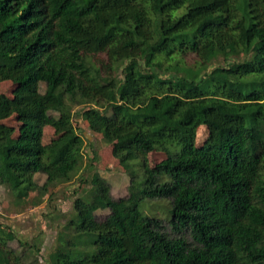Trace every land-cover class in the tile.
<instances>
[{
  "label": "trees",
  "instance_id": "trees-1",
  "mask_svg": "<svg viewBox=\"0 0 264 264\" xmlns=\"http://www.w3.org/2000/svg\"><path fill=\"white\" fill-rule=\"evenodd\" d=\"M0 79L15 85L0 92V185L38 206L88 171L50 264H264V0H0ZM78 107L132 174L127 197L95 150L85 164ZM154 198L170 199L172 228L192 242L142 212ZM16 238L0 226V264L38 263L24 259L40 248L13 249Z\"/></svg>",
  "mask_w": 264,
  "mask_h": 264
},
{
  "label": "rangeland",
  "instance_id": "rangeland-1",
  "mask_svg": "<svg viewBox=\"0 0 264 264\" xmlns=\"http://www.w3.org/2000/svg\"><path fill=\"white\" fill-rule=\"evenodd\" d=\"M99 59L106 60L105 54H99ZM196 57L189 55L187 62L189 65L194 64ZM221 63V62H218ZM46 89L45 84H41L40 91L44 92ZM15 91V85L10 80L0 79V92L9 96H13ZM79 107L75 112V125L78 127V132L85 139L84 153L85 164L89 162L90 158L94 156V150L96 151L97 159L94 163L95 170H98L103 177H105L111 184V189L116 198L127 197L129 195V186L132 179V174L127 173L120 166L118 160L113 156L112 146L105 143L101 135L92 132L88 127V123L83 120L78 114ZM52 114L57 115L56 112L51 111ZM6 125L15 129V135L18 134L20 122L11 116L3 121ZM208 136V129L205 125L198 128L196 146L203 151V144ZM58 135L55 129L51 126H46L44 129L43 143L48 144L57 139ZM180 146L176 144V148ZM149 167L153 168L156 163L166 158V153L163 150H154L148 155ZM136 175L139 174V178L136 181L139 182L143 179V168L137 167ZM88 171L85 166L74 176L73 180L68 183L58 185L51 190L49 197H46L44 201L34 206L29 201L32 199L35 192H32L28 198L27 203L19 204L9 189L0 185V226L5 231H13L17 238L11 241L9 245L13 249H18L25 252L36 250V247L40 250L31 254L24 259L26 262H30L33 256H37L39 262L36 264H50L49 255L57 245L58 233L64 228L67 222L74 216V200L77 196L83 194V189H89L90 184L83 182L82 177H86ZM46 180V176L42 173L36 174V181L42 185ZM52 195V196H51ZM142 212L148 216L157 217L161 219L163 231L170 236H184L188 241H193L190 232L186 231L182 234H178L172 228L169 218L171 216V202L167 198H154L145 199L140 206ZM107 210L98 211V216L103 219ZM35 247H29L34 245Z\"/></svg>",
  "mask_w": 264,
  "mask_h": 264
}]
</instances>
